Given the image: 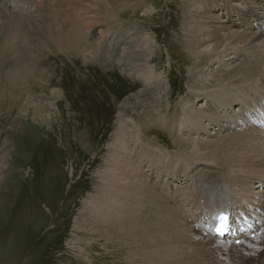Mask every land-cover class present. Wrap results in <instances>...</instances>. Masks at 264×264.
<instances>
[{"label":"rangeland","instance_id":"374dc122","mask_svg":"<svg viewBox=\"0 0 264 264\" xmlns=\"http://www.w3.org/2000/svg\"><path fill=\"white\" fill-rule=\"evenodd\" d=\"M147 1L134 0L131 6H126V0H0V264H155L144 253H149V250L144 251L145 248L138 247L135 242L133 245L134 240L131 241L130 236L113 234V231H120L118 226L108 223L106 228L99 229L102 222L95 213L100 211L93 210V203L103 196L102 201H108V195L105 193V199L102 188L106 184L104 177L112 165L109 162L112 150L125 136L130 139L137 132L145 144L147 141L156 143L155 146L178 154L185 161L178 166L184 164L182 171L186 175L192 172V177H202L207 176L208 171L218 172L217 166L211 162L203 163L199 158L189 160L196 156L193 154L196 148L189 149L188 142L204 144L217 142L220 137L235 132L264 131L250 124L254 119H262L256 110H263L256 102L257 97L264 99V85L259 82L264 78L261 67L259 72H263L252 88L246 84L238 86L239 89L230 86L233 90L231 99L237 103L239 98L251 102L248 117L241 119L240 107L235 111L241 124L240 121L225 122L222 117L225 106L211 100L213 96L198 97L196 89L204 78L202 75L208 72L206 83L211 87L200 93L205 96L214 92L213 89L218 87H212V84L215 83V75L221 73H216L221 65L225 69H233L240 62L248 63L258 54L230 47L222 54L210 53L211 48L196 51L189 35L197 25L205 28L202 24L204 19L199 18L200 14L205 16L204 10L201 7L197 10L191 0ZM258 1H262V6L257 13L264 14V0ZM247 8L244 0H236L231 3V14L216 13L205 18H208V25L213 24V31L221 35L231 31L247 35L261 33L262 29L253 28L252 24L241 27L244 24L239 19L245 17L243 14ZM258 17L264 24V16ZM197 18L200 23H194ZM256 19L250 18V21L257 24ZM43 21L46 22L45 27L40 25ZM79 21L86 24L88 36L83 39L88 43L95 45L94 42L103 41V36H107L105 41L111 37L120 39V42L112 48L108 42L101 56L84 54L81 48L70 52L68 45L60 43L64 41L61 38L64 35L68 40L73 38H70L74 36L71 29ZM60 24L66 28L61 36L57 33ZM209 34L207 32L205 36ZM127 39L134 43L146 42L147 45L141 48L134 45L126 49V55L134 50L138 53L145 51L146 60L150 62V74L154 76L150 83L149 78L136 73L126 59H122L120 48ZM204 52L216 65H212L210 71L205 68L201 74L199 67L203 64L201 55ZM126 84L133 89L132 92L125 93L122 98H114V89L118 88V94L122 95L123 90L118 85ZM246 89L250 94L245 93ZM108 97H111L107 105L111 107V124L96 126L98 118H104L105 114L95 107ZM247 106L245 103L242 107ZM202 107L208 110L209 115H202L205 126L202 122L193 133L185 132L192 139L168 131L167 118L172 117L175 124H180L188 117L189 109L201 110ZM216 111L221 117H216L217 122L209 124L208 120L214 118ZM262 141L260 136L245 141L240 151L252 161L256 157L262 160ZM252 169V175L244 170L237 171L236 176L241 175L240 172L247 173L244 184L247 181L255 183V189L250 191L261 196L242 195L243 186L231 181L232 185L221 184L226 203L230 201L234 207L245 206L242 205L243 200L254 205L264 203V184L260 183L264 180V168L257 173L254 172L257 171L255 167ZM258 174H261L259 180L256 179ZM191 176L188 175L193 180ZM190 178L182 177L180 184L172 179L170 187L173 192L169 198L176 199L183 207L184 224L190 226L187 233L189 231L190 238L197 241L207 259L219 258L223 264H264V235L260 237L263 242L260 241L259 249L262 251L223 246L200 235L195 224L198 228L203 225L200 220L202 214L191 204L189 193L196 190L205 176L202 180L198 177L193 183ZM229 186H237V191L232 192ZM230 195L236 199L252 197L249 198L251 200H236L233 204ZM195 216L197 222L192 223ZM96 229L104 232L99 233ZM244 255L247 256L245 261Z\"/></svg>","mask_w":264,"mask_h":264},{"label":"bare ground","instance_id":"6f19581e","mask_svg":"<svg viewBox=\"0 0 264 264\" xmlns=\"http://www.w3.org/2000/svg\"><path fill=\"white\" fill-rule=\"evenodd\" d=\"M132 1L134 0H126V6H131L130 3ZM191 1H193V4L192 3L191 4L195 6L197 10L200 9L201 7V9L204 10V15H205L202 17L201 16L202 14H200L199 16V18L204 19L202 24L204 25L205 28H203V26L199 28V26L197 25L196 27H193L194 29L192 30V34L189 35V37L192 39L194 44L193 48L194 49L196 48V51L201 49L206 50V48H211L210 53L216 52L217 54H222L223 51H228L227 48L230 47L233 50L241 49L243 51H246L248 54L251 53L253 54L254 52L258 54L257 56L254 55L252 57V60L248 61V63L240 62L233 69H225L221 65V68L219 67L220 69L218 68L219 70L216 71V73L218 72V74L220 71L221 73L218 76L215 75L216 80L215 83L212 84V87L217 86L218 88L213 89V91L215 90L214 92L208 93V95L205 94V96H203L200 92H205L207 90L206 87L207 88L211 87L209 83H206V79H207L206 74L208 72L204 74L203 71L205 70V68H208L210 71V67L212 65H216V63L210 60L211 54L209 53V51L207 52L210 55L207 54L206 52H204V55L201 53L202 54L201 56H203L202 57L203 64L201 65V67H199L200 68L199 71L200 72L202 71L201 74H204L202 75L204 78L201 81V83L196 85V89H198L197 92L198 97L209 98L210 96H213V99L211 100L215 101L217 104L221 106H225V114L222 115V117L226 119L225 122H232V121L239 122L241 121V119H244L246 117V114L248 115V112L251 109L250 106L251 102L247 99L245 101V99L239 98L238 100H240V102H245L246 105H248L246 108H243L241 105L239 106L236 100L230 98L232 96V91H233L232 88H230V86H237V89H239L238 86H242V85L244 86L246 84L248 88H252V85L254 84L260 72H263L264 34H262V32L261 33L256 32L247 35L245 33H240L238 31H231V33L229 34L221 35L217 33V31H213L214 26L212 23H209V25L207 24L206 20H208V18L205 17L209 15L214 16V14L216 13L219 14L223 12H226V14H231L230 13L231 3L236 0H191ZM244 1L247 3L248 8L247 11L244 12L245 14H243L245 17H241L239 19L241 20L242 24H244L241 25V27L253 24V22L250 21V18H257L256 25L261 29L264 28V24L261 22L257 13L260 10V6H262V1H258V0H253L249 2L247 0ZM20 2L21 3L25 2L24 4H26V2L28 1H20ZM146 2L148 1L143 0V2L141 3H146ZM197 4L199 5V7H197L198 6ZM50 8L47 7V9ZM21 12L23 11L21 10ZM196 13L198 15V11ZM199 18H197L194 21V23H200ZM224 22L225 21H222V24H224ZM15 23L17 22L15 21ZM40 25H43V27H45L46 22L43 21L41 22ZM1 26L6 27V24H2ZM85 26L86 24L84 23L82 24V22L79 21V24L76 27L74 25L71 29V32L74 34V36H70V38L71 37L73 38L68 40L67 38H64L65 37L64 35L62 36L63 38H61L64 41H61L60 43L62 45H68L70 52L71 51L76 52L77 48H81L83 49L82 52L84 54L90 53L95 56H101L103 51H105V45H108V42L109 44H111L110 45L111 48L112 46L116 47V44L120 42V39L113 40L111 37L110 40L105 41L107 36L106 37L103 36L104 37L102 38L103 41L97 43L94 42L95 45H93V43H88L87 39H85L87 41L83 39L88 36V31H86L87 29ZM59 27H60V31L57 33H60L59 35L61 36L66 28L64 29L65 26L64 25L62 26V24H60ZM235 27H237V25ZM211 28L212 30H210ZM207 32H210V34L208 36H205V33ZM145 44L146 42L142 40L134 43L127 39L126 44H123V48H120V50L123 54L122 59H126V63L129 66H132L136 70V73H140L141 75L145 76V78L146 77L149 78L148 81L149 80L150 81L148 83H150L152 81L151 79H153L154 76L150 74V67L148 66L150 62L149 60H146L145 51L138 53V51L134 50L130 54L128 53L129 54V55L127 54L128 56L126 55V49H130L134 45L138 49L141 48L142 46H145ZM25 53H27V50L25 51ZM129 56H131V58H129ZM27 58L29 59V57ZM24 59H26V57H24ZM231 59L232 57L230 58V60ZM153 60H155V58ZM203 65H205L206 67ZM260 67L263 70L259 72ZM260 80L261 81L259 82H261V84L264 85V78H261ZM145 82L147 83V81ZM249 82L252 83V84L250 83L251 86L250 84H248ZM245 93L250 94V90L246 89ZM256 99H257L256 102H258L257 106H261L262 103H260L261 101L260 98L257 97ZM236 107L238 108L240 107L238 112L240 115L243 116V118L240 119L235 113ZM200 109L201 110L193 109V108L189 109V112L187 113L188 117L184 118L183 122H181L180 124H175L176 123L175 119L172 117L167 118L166 125L169 129L168 131L169 132L172 131L171 134L175 133L176 136L179 135V137H183V135H185L187 136L185 139H192L189 135L193 133V130L195 129L196 126H199L200 128L201 125L200 123H202L204 120L202 115L203 116L209 115L207 109L203 107ZM218 116L221 117V114L219 115V113L216 111L214 113V118H212V120H210L211 118L208 120V122H210L209 124H212L211 122H217L216 120L218 118L216 117ZM200 117L202 118L199 120ZM196 123L198 124L196 125ZM202 125L205 126L204 122ZM174 128H176L177 130L174 131ZM185 132H188L190 134H187ZM136 133H134L132 137L130 136V139L125 136L120 142V144L117 147H115V149L112 150L113 154L109 158V162L112 165L109 167L108 170L109 172L107 171L108 175L104 177L106 178V184L104 185V188H102L103 194L107 193L108 195L107 197L108 201L107 202L102 201V198L104 197L103 196L101 200L98 199V201H95L93 203V205H95L93 210L95 211L98 209V211H100L95 213L98 215L97 217L100 218L102 222L101 223L99 221L101 223V225L99 226L101 228L99 229L102 230V228H106L107 227L106 224L108 223H113L115 226H118L120 228V231L119 230L113 231V234L115 236L116 235L121 236L120 233H123V236H130L132 239L131 241L134 240L133 245L135 242L137 243L136 245H138V247L142 246V249L145 248L144 251L147 249L149 250V253L147 252L148 254L146 252L144 253L155 264H223L222 262H220L221 260L219 258H215L212 260L207 259L205 254H203L201 247L198 246V244H196L197 241H194L192 238H190L188 234L190 233L189 231L187 233V230L190 228V226L187 223L184 224L185 218L183 214L184 211L183 207L177 203L176 199L175 201H173L172 198H169L170 195L172 194L170 192L168 194V190L169 189L172 190L171 188L172 186L170 185L171 186L170 187L169 184H167L166 182L172 179L178 181L183 177L184 171L182 170L184 169L183 167L184 164L181 165L179 169H177L176 167L180 163H184L185 161L180 159L178 155L172 157L171 155H169V152L166 151L164 148L162 147L159 148L158 146H155L157 145L156 143L147 141V144H145L144 142H142L140 134L138 137ZM258 136L263 138V141L261 143V148L263 149L264 152V131L262 133L258 131L235 132L233 133V135H227V136L224 135L220 137L219 140H217V142H215L216 141L215 140L214 142L210 141L209 143L205 142L204 144H196L194 142H188L187 147H189V149L190 148L193 149L192 147L196 148L194 149L193 152V154H195L196 156L193 155V157L188 158L189 160L190 159L196 160V158H199V160L203 161V163L204 161L211 162L215 164V167L217 166L216 170H218V172L208 171L207 172L208 177L204 181L200 182L199 185H197L196 190L189 193L190 197L192 198L191 204L194 205V208L198 210L202 214V216L204 215L205 217H210L213 213L219 211L221 207H227L228 209L232 207L231 204L225 203L226 201L224 200L223 195L220 194V189H223L221 184H225L228 186L229 184L232 185L231 181H233L238 186H243L242 187L243 190L255 189L254 187L255 183H251L250 181H247L246 182L247 184H244L245 182L244 176L247 177L246 175L247 173L244 174L242 172L244 170H247L251 172L252 175L253 167L256 168L257 171H254L256 173L258 171L263 170L264 159L259 160L260 158L255 156L256 159L254 158L255 160L252 161L250 160L249 156H246V153L241 152L240 150L241 147L244 148L245 145L243 143L245 141L256 139ZM129 141H134V142L129 143ZM140 141L141 144L139 143ZM244 154L246 157L243 156ZM243 157L245 158V160H243ZM183 159L185 160V158ZM193 165H195V163H193ZM185 171H187V169ZM237 171H242L240 172L241 175L236 176ZM186 173H188V171ZM260 177L261 174H258L256 179L259 180ZM260 183L264 184V180L260 181ZM105 199H106V194H105ZM242 207L245 208V206ZM254 208L256 209V211H261L264 213L263 202H259L257 204V207ZM201 222L204 224V221ZM99 229H96V231H98L99 233L104 232V230L101 231ZM114 229L115 227H113V230ZM250 244H256V243L255 241L253 242L250 241ZM258 246H260V244H258ZM131 251L132 250H130V252ZM134 253L135 252H133L132 254ZM246 257L244 255L243 257L244 261L246 260L245 259ZM258 257L260 258V256ZM203 261H208V262L203 263Z\"/></svg>","mask_w":264,"mask_h":264},{"label":"trees","instance_id":"16d2710c","mask_svg":"<svg viewBox=\"0 0 264 264\" xmlns=\"http://www.w3.org/2000/svg\"><path fill=\"white\" fill-rule=\"evenodd\" d=\"M116 82H119L116 80ZM120 88H122L123 90V94L120 95L118 94V91L119 89L118 88H115L114 91H113V95H112V92H111V95L114 97V98H117V97H121L126 93V95L128 93H131L132 92V88L126 84V86H123L122 87L120 85H118ZM125 90V91H124ZM110 101H111V97H108V98H103L102 100H100L98 102V105L95 107V110H100L102 112H104L105 114V117H99L98 118V121L96 122V126L99 125V124H106V125H110L111 123H109V120L110 118L112 119V116H111V107H108L107 105L110 104ZM113 115V114H112ZM104 119V120H103Z\"/></svg>","mask_w":264,"mask_h":264}]
</instances>
